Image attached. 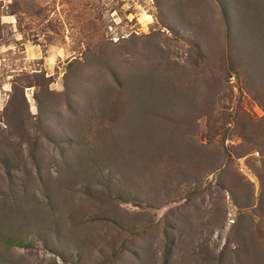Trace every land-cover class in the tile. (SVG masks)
Instances as JSON below:
<instances>
[{
	"label": "rangeland",
	"instance_id": "obj_1",
	"mask_svg": "<svg viewBox=\"0 0 264 264\" xmlns=\"http://www.w3.org/2000/svg\"><path fill=\"white\" fill-rule=\"evenodd\" d=\"M0 264H264V0H0Z\"/></svg>",
	"mask_w": 264,
	"mask_h": 264
}]
</instances>
